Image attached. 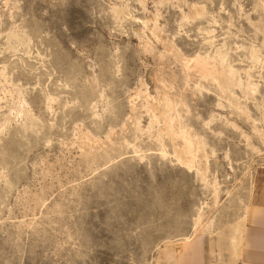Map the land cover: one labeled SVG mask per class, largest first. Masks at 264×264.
I'll list each match as a JSON object with an SVG mask.
<instances>
[{"label":"rangeland","instance_id":"obj_1","mask_svg":"<svg viewBox=\"0 0 264 264\" xmlns=\"http://www.w3.org/2000/svg\"><path fill=\"white\" fill-rule=\"evenodd\" d=\"M263 197L264 0H0V264H240Z\"/></svg>","mask_w":264,"mask_h":264},{"label":"crops","instance_id":"obj_2","mask_svg":"<svg viewBox=\"0 0 264 264\" xmlns=\"http://www.w3.org/2000/svg\"><path fill=\"white\" fill-rule=\"evenodd\" d=\"M175 261V264H207L204 239L198 238L177 249ZM240 264H264V197L253 206L245 226Z\"/></svg>","mask_w":264,"mask_h":264}]
</instances>
